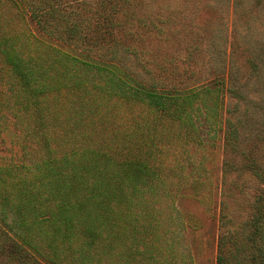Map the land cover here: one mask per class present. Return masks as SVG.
<instances>
[{"label": "rangeland", "instance_id": "obj_1", "mask_svg": "<svg viewBox=\"0 0 264 264\" xmlns=\"http://www.w3.org/2000/svg\"><path fill=\"white\" fill-rule=\"evenodd\" d=\"M30 1L86 39L0 0V264L236 257L264 188V0Z\"/></svg>", "mask_w": 264, "mask_h": 264}, {"label": "trees", "instance_id": "obj_2", "mask_svg": "<svg viewBox=\"0 0 264 264\" xmlns=\"http://www.w3.org/2000/svg\"><path fill=\"white\" fill-rule=\"evenodd\" d=\"M23 1L27 9L31 8V18L37 25H39V29L43 30L46 33L45 35L50 37L55 35V37L57 38H62L64 27V33L68 34L69 39L77 38L78 41L80 40L81 42H85L86 34L83 33L84 28H82L83 25H81L80 22L77 24L75 20H69L68 16L63 15L62 13L60 14L59 10L54 9L52 4L50 3L46 4L45 2H40L39 5L34 8V2H31L30 0ZM45 12L50 17L56 18L53 29L49 28L50 25L47 23L46 19H40V17L44 16ZM106 22L107 24H112L111 20L109 19H107L105 23ZM110 25L107 27L110 28ZM105 31L108 34L112 33L109 29H106ZM110 47L111 48H107V51H105V54L109 55L107 58L108 61H110L111 59L114 60L120 55L122 57L123 55L128 54L130 51L127 46H118L115 41ZM119 53L121 54L119 55ZM26 83L27 84L24 91L25 93L23 94L30 93L32 91L30 83L28 81ZM33 96L34 95L23 98L22 101H25V104H23L24 102L22 104H19L22 107V110L25 111L27 107H29V105L32 103ZM254 174L256 175V177H261V179L264 180V172L254 171ZM258 200L259 201L255 209L256 215L253 217V222L251 223V232L250 230L247 233L245 232L244 238L246 240L239 246L235 247L234 251H236V257L234 255L224 256L223 254H219L217 256V264H264V188L263 193L261 196H259ZM247 242L250 243L249 246ZM240 255L241 258H239Z\"/></svg>", "mask_w": 264, "mask_h": 264}]
</instances>
